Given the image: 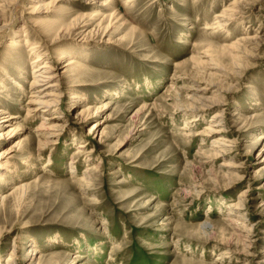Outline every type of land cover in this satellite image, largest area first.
I'll use <instances>...</instances> for the list:
<instances>
[{"label": "rangeland", "instance_id": "rangeland-1", "mask_svg": "<svg viewBox=\"0 0 264 264\" xmlns=\"http://www.w3.org/2000/svg\"><path fill=\"white\" fill-rule=\"evenodd\" d=\"M112 1L123 21L105 33L110 5L69 0L54 13L40 0H0V108L15 117L2 129H20L0 141V264L11 253L15 264H264V0L221 30L235 0ZM80 15L82 29L44 33ZM31 44L42 62L63 54L59 68L84 67L72 78L61 70L55 120L27 112ZM207 49L213 61H190ZM197 86L217 91L206 97L218 106L189 125L183 105ZM223 110L229 147L212 143L217 134L185 136ZM44 121L58 125L54 137L38 135Z\"/></svg>", "mask_w": 264, "mask_h": 264}, {"label": "bare ground", "instance_id": "bare-ground-1", "mask_svg": "<svg viewBox=\"0 0 264 264\" xmlns=\"http://www.w3.org/2000/svg\"><path fill=\"white\" fill-rule=\"evenodd\" d=\"M40 1H41L40 2V6H39L40 8L41 7H46V6H52V7H54V11H52V12L59 13L58 11H60V8H62V7H60L62 5V3H66L69 0H40ZM74 1L75 2H80L83 5L89 6V7L98 5V6L106 9L109 5H110V7L112 6L111 9H110L112 13H110L108 16H106V18L104 17L103 20L99 23V26H101V24L103 23L104 19H108L107 20L108 24L104 27L105 33L109 32L108 30H110L111 27L115 26V24H118L120 21H123L122 13H120L119 11L114 9V5H112L113 4L112 0L106 1V3H102V4H100V3L98 4V2L100 0H74ZM134 2H135V0H126V5L132 4ZM255 2L256 1H254V0H243V1L235 0L232 3L231 7H229V9L226 12H223L224 13L223 15L218 16L219 20L215 23L216 24L215 28L216 29H220V30L221 29H226V28H228L231 25V23L233 24V22L236 23V21L239 20V19H241V20L244 19L245 18L244 16H246L247 13L253 12L254 11L253 9L257 8V4ZM108 9H109V7H108ZM37 11L35 10V12H37ZM96 16H99V13H95L94 15H92L93 18L96 17ZM79 17L80 18H78V19L74 18V20H71L72 24H71V22H69L67 24L66 20H65V23H61L62 21L61 22L59 21L60 24L58 22L57 23L54 22V25L57 24V27L54 28V29L48 27V28H46L47 30L45 29L46 32H44V33H46V36L48 37V35H50L54 30L55 31L59 30L61 32L66 27H70V30H73V31L79 30L80 28L82 29L85 26L83 24H84L86 16L80 15ZM38 24H40V23H38ZM120 26L122 27V25H120ZM116 29H117V27H116ZM23 30H25V29H23ZM207 30H210V29L208 28ZM61 34H62V32H61ZM249 38L244 37L241 40H239V42L249 43ZM247 39H248V41H247ZM250 40H254V39L250 38ZM255 40H256V38H255ZM25 42H26V44H30V42L28 40L25 41ZM54 43H56V42L54 41ZM240 46H241L240 44H236L235 43V45H232L231 47H229V49H232V50L233 49L234 50L238 49V51H239V47ZM194 47H196L195 44H194ZM28 48L30 49V52H31L32 55H36V59L32 63L33 66H34L33 67L34 71H33V80H32V82L30 84V100L27 103L28 104L27 105L28 115L30 117H36V116H40L41 114L42 115L45 114L48 117H52V119H48L47 116L44 117L46 120H48V121L55 120V117H53V115H55L57 112H59V109H60V106H61L60 100L62 99V95H63V91L61 90L62 84H63L62 83L63 75L61 74L62 73L61 70H64L63 74L69 72L68 73V75H69L68 77L72 78V77L76 76L81 70H83L84 67H82L83 65L80 64L79 61H77L75 59H71V60L68 61V63H66L64 65V67L59 68V66L62 65V62H63V56H64L63 54H61L59 57L56 58L55 65H53L49 61L42 62L43 60H46L47 58L46 59L43 58L44 55L39 50L40 47L33 46V44H31ZM209 50L210 49H207V50L202 51V52L196 51L197 56H194V57L192 56L190 61H194L196 63L199 62V64H202V62L206 61V60L213 61V57L214 56L212 57V55H211ZM241 52H243V51H241ZM236 57L238 58L237 55H236ZM186 63L187 62H183L182 64L180 63L178 65L179 69L181 67H183ZM216 66H217V64H216ZM215 70H216V68H215ZM179 78L180 77H179L178 73L175 72L173 80H178ZM17 83L14 82V84L16 86H20L21 87V85H19ZM179 91L180 90L177 89V88H174L173 85L172 86L169 85L168 88H167V91L165 92L168 95V97H171L172 99H174V101H176L177 104L176 103L175 104H176L177 107H178L179 104H181V103L178 104V102H180V99H179L180 93H179ZM196 93L197 94H194V96L189 99V100H191L190 103L188 102V103H185L186 105H183V107H186L185 111H188V112L190 111V113H186V114H193L194 115V116L192 115V117L187 119L186 122L189 125L197 124L198 121L202 120V118L204 116V114H203L204 112L206 113V111H208L209 109H212V108H215V107L218 106V105H216V102H213V100H211V99L209 100L206 97L207 93H217V91L212 90V87H210V88H206V87L200 88V87H198ZM71 95H72V96H70L71 100H73V101L79 100L78 96H75L74 94H71ZM164 99H167V98L164 97ZM219 106H221V105H219ZM92 108L93 107H91L90 105H86L82 109V112L80 113V116H84V118H86V120L88 119V117L91 118V113H92L91 109ZM224 114H225V110H223L222 112H218V113L214 114L213 116H211V118H212L211 119V123L208 126L205 127L203 133H195L194 135L185 134V136H187V137L199 136V135L212 136L214 134H217L216 135L217 137L212 141V143L215 146L216 145H220L222 147H229V144H226V142H228V143H230V142L224 140L225 139V134L228 133V131L226 130L227 127H226V123H225V120H224ZM13 118H15V117L12 114L11 115L9 113L6 114L5 110L0 108V141L13 138V137H15L18 134V130H20L18 127H16V128L10 127L9 130L6 133L3 132V129H2L3 125L8 124L9 120H12ZM244 124H246V122ZM102 125L103 124H101V122H97L95 124L94 128L90 132V138H91V136L93 137V136L98 134V131L101 128ZM57 128H59L58 125H47V124L45 125V121H44L40 126H38L37 132H38L39 136H45V134H46L48 136V138H52V137L55 136V132L57 131ZM186 129L182 128L181 130L185 131ZM26 140H27V138L23 139L22 142L26 141ZM235 142H236V140L233 141L232 144L235 143ZM42 144L43 143H40L39 147ZM45 144L46 143H44V145ZM16 145H20V142H18ZM89 146H90V144H88V142H84V143H82L80 145L79 151H80V149H82V150L86 149L87 150V148ZM262 150H264V148ZM12 151L13 150H11V152ZM219 152L220 153H225V151L223 149H220ZM8 153H10V152H8ZM8 153H5V154L8 155ZM5 158H7V157H5ZM10 158H12V157H10ZM262 162H264V160H262ZM4 164H7V161ZM237 168H239V167H236V169ZM93 169H95V168H93ZM96 169H97V167H96ZM262 169H264V164H263ZM236 177H237V174H236ZM249 192H250L249 190H244V192L240 193V195L238 197L239 201L241 202V201H245V199H248L250 197L249 196ZM200 225H199V227H200ZM202 227H204L206 229L208 227V223H203ZM200 229H201V227H200ZM32 253H33L32 251L29 252V254H32ZM15 260H16L15 253H11V256L8 258L7 262H8V264H15L14 263ZM29 260H31V257H30Z\"/></svg>", "mask_w": 264, "mask_h": 264}]
</instances>
